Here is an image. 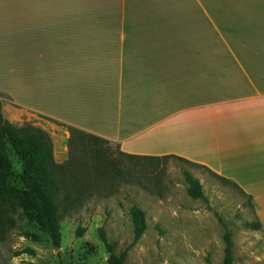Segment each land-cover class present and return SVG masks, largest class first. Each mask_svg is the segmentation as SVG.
I'll use <instances>...</instances> for the list:
<instances>
[{"label": "crops", "instance_id": "1", "mask_svg": "<svg viewBox=\"0 0 264 264\" xmlns=\"http://www.w3.org/2000/svg\"><path fill=\"white\" fill-rule=\"evenodd\" d=\"M0 103L264 196V0H0Z\"/></svg>", "mask_w": 264, "mask_h": 264}, {"label": "rangeland", "instance_id": "2", "mask_svg": "<svg viewBox=\"0 0 264 264\" xmlns=\"http://www.w3.org/2000/svg\"><path fill=\"white\" fill-rule=\"evenodd\" d=\"M33 120L36 124L16 121L12 125L27 124L46 132L55 162L64 163L68 159V126L37 115ZM101 148L110 163L125 172L124 182L103 185L104 190L62 218L60 248L18 209L14 227L0 242V264H108L110 255L101 241L102 233L115 255L126 252L125 264H222L225 230L232 235L233 264H264V196L244 194L188 161L129 159L121 157L118 146L107 141ZM10 162L15 172H20L11 153ZM184 173L199 181L203 200L187 195ZM9 185L20 187L16 177ZM133 206L145 213L146 222L144 234L135 243L129 213ZM255 222L260 229L246 227ZM78 229L84 230L81 235ZM25 233L39 241L25 238ZM25 249L33 255L14 257Z\"/></svg>", "mask_w": 264, "mask_h": 264}, {"label": "trees", "instance_id": "3", "mask_svg": "<svg viewBox=\"0 0 264 264\" xmlns=\"http://www.w3.org/2000/svg\"><path fill=\"white\" fill-rule=\"evenodd\" d=\"M67 130L68 159L59 164L53 158L49 135L27 124L22 127L12 125L3 117L0 103V242L14 227V214L20 209L39 233L55 248H60L62 218L79 210L87 200L104 190L101 188L103 185L117 180L124 182L125 172L110 163L106 150L101 148V145L106 143L105 140L71 127H67ZM10 153L20 165L18 173L10 162ZM119 155L129 159L174 158L185 161L175 156L140 157L122 152ZM14 177L18 179L19 188L9 185V180ZM184 180L188 185L187 195L195 200H203L199 181L188 173H184ZM129 213L135 243L146 230L145 213L136 206L131 207ZM246 227L258 230L260 224L255 222L247 224ZM83 231L78 229L77 234L81 235ZM23 236L39 241L37 236L28 233ZM222 240V264H233L232 235L228 230L224 231ZM101 241L110 255L108 264H125L126 252L115 255L113 247L106 242L103 233ZM23 254L31 256L33 252L25 249L15 253L14 257Z\"/></svg>", "mask_w": 264, "mask_h": 264}]
</instances>
